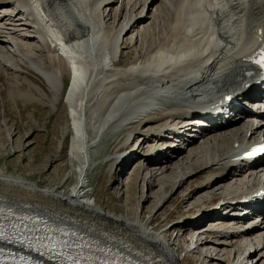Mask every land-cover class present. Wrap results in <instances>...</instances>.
Segmentation results:
<instances>
[{
  "label": "bare ground",
  "instance_id": "bare-ground-1",
  "mask_svg": "<svg viewBox=\"0 0 264 264\" xmlns=\"http://www.w3.org/2000/svg\"><path fill=\"white\" fill-rule=\"evenodd\" d=\"M116 1L0 0V72L5 68L9 70L11 96L19 97L22 102H31L32 97L39 100L32 92L18 88L17 77L24 70L46 81L52 94L49 99L45 91L50 100L46 104L52 111L60 106V98L65 93L64 101L70 110L73 129L67 162L77 170L76 185L70 195L63 196L44 190L28 179L6 175L0 169V205L15 206L0 207L44 212L59 220L56 214H64L63 220L79 221L80 227L109 233L112 237L108 239L119 237L156 255L162 262L180 264L181 259L171 249L173 243L166 239V233L152 230L148 222L111 216L88 201L90 191L85 189L88 174L96 165L94 152L112 133L128 132L123 136L125 144L139 135L151 142L158 136L164 137L165 133L171 134L170 140L179 142L177 147L160 151L158 145L150 146V153L144 157L147 165L155 163L156 170L148 171L147 184L156 187L174 184L175 187L178 181L185 182L194 166L206 172L221 171L218 175L212 174V181L219 177V183H224L231 172L236 171L235 175L243 179L240 183L223 186L225 199L221 203L226 206L215 211L238 205L233 203L241 197L231 199L230 196L251 191L258 177H264V169L260 173L255 170L246 174V164L234 160L236 154L233 152L238 147L233 145L237 143L242 147L257 135H264V126L256 128L252 123L255 115L237 106L221 104L210 110L211 115L205 120L197 111L216 107L224 93L244 100L245 92L246 98H251L253 90L258 88L255 83L261 80L259 76L248 79L252 85L241 89L237 75L243 71V60L264 36V0H122L121 15L126 9L125 21L107 26L109 19L118 17V10L110 8ZM149 1L157 7L153 8L154 21L145 26L144 21L151 18L149 9L144 14ZM141 8L142 12L137 14ZM139 28L136 39L127 41L125 36ZM137 45V49L132 48ZM60 48L76 67L75 73L60 55ZM123 49L134 50V60L126 67H121ZM66 78L67 87L64 85ZM219 109L225 111L219 114ZM158 113L162 117L153 118ZM233 116L236 117L231 118ZM165 119H173L172 127L166 128V123L149 127L146 130L149 134L144 133L146 125ZM217 121L222 125L216 127ZM206 122L207 129L196 128V124L205 125ZM239 127L241 129L231 131ZM229 133L233 136L228 137ZM136 157L137 152L117 155L111 167L137 162L140 158ZM193 157L194 163L189 162ZM176 158H180L177 164L173 162ZM143 167L139 166L142 170ZM176 167L178 175L171 178L167 170ZM257 207L263 209L262 205ZM218 215H214L218 218L212 223L223 221L227 225L192 241L189 251L201 252L208 261L219 262L223 248V261L229 264H264V221L243 231L238 226L242 220ZM222 237L227 242L218 241ZM209 245L212 247H207ZM237 245L244 247L241 255ZM226 246L235 249L237 261H231L233 251L229 253Z\"/></svg>",
  "mask_w": 264,
  "mask_h": 264
},
{
  "label": "rangeland",
  "instance_id": "rangeland-1",
  "mask_svg": "<svg viewBox=\"0 0 264 264\" xmlns=\"http://www.w3.org/2000/svg\"><path fill=\"white\" fill-rule=\"evenodd\" d=\"M121 2L122 0H117L110 6L112 11L118 10V17L109 19L107 26H116L125 21L126 9L124 7L125 11L121 15ZM151 3L152 1L148 2L144 12V14L148 13L149 9V15L151 16L149 20L144 21L145 26L152 24L154 21L152 18L153 8L157 6ZM140 12H142V8L136 13ZM136 33L139 35L140 28L127 34L125 36L126 40H135ZM127 44L126 42V46ZM35 45V43H32V46ZM132 48L137 49L138 45ZM128 52L129 50L127 49L122 50L125 55L123 54L121 57V67H126L134 60V50ZM8 71L5 68L0 72V169H3L6 175L28 179L44 190L68 196L77 183V170L75 166L71 167L67 162L69 139L73 129L70 120V110L64 101L65 93L60 98V106L52 111L46 104L50 102L49 99H52V94L46 81L34 72L24 70L17 77L18 88L32 92L39 100L36 97H34L36 99L32 97L34 100L31 98V102H22L19 97L11 96L12 89L9 88ZM68 75L70 76V70ZM66 81H68L67 78L64 84L67 87L68 83ZM30 87L34 89L31 90ZM45 91L49 93V99L45 96ZM15 98L17 99L14 100ZM161 117V114L153 115L155 119H160ZM173 119L161 120L157 124L149 123L143 129L144 133L149 134L146 132L149 127H158L166 123H168L166 128L172 127ZM239 129L241 127L231 131ZM124 134H109L96 147L97 149L94 152L96 165L88 174V184L85 189L90 191L88 201L94 203L104 213L111 216H127L126 218L140 221V223L148 222L147 224L152 230L166 233V239L168 241L171 240L173 243L171 249L181 259L180 264H229V262L223 261L225 259V256L222 255L223 248H221V253L219 254L222 260L213 262L205 259L201 252H190L188 247L192 241L194 242L212 231L207 229L203 230L204 232L201 231L204 227L216 229L225 225L223 221L212 223L213 220L218 218L217 216L214 217V215H218L222 207L226 206L225 203L219 202L225 199L222 196L224 193L223 186L232 183L236 184L243 178L237 176L238 174L235 175L236 171H232L230 177H227L224 183H219L220 178L217 177L212 181V176L218 175L221 171L206 172L203 171L204 169L194 166L190 170V172L192 171L191 175H187L185 182L181 184L178 181L175 187L174 184L166 185L165 187H156L154 184L148 185L145 181L148 171H156L154 169L155 163L147 165L148 162L144 159L147 153H150L149 147L158 145L157 150L168 151V147L173 150L179 142H172L170 140L172 135L165 133L164 137L158 136L156 140L151 142L145 140L144 136H135L129 144H125ZM230 136H233V134L229 133L228 137ZM168 143L171 145H167ZM228 143L231 145V141H228ZM141 144L142 146L139 149ZM130 152H137L136 158L140 159L137 162L123 163L118 165V167H114V169L111 167L115 156L127 155ZM179 159L176 158L173 162L177 164L180 161ZM194 161V157L189 160L192 163ZM187 165L190 166L192 164L188 163ZM139 166H144V169L142 170ZM178 170L179 168L176 167L173 170H167V173L170 174L168 175L171 178H175L178 175ZM235 178H238V180L236 181ZM215 182H218L217 185L211 188ZM217 189L218 191H215ZM237 197V195L234 196V198ZM230 198L234 199L233 195ZM217 205L222 207L215 213ZM0 206L15 207L7 204ZM16 208L19 209V207ZM208 210L215 214L210 213L208 216L203 217L202 215ZM62 216L66 215L62 214ZM194 216L197 217L193 219ZM51 217L53 219L57 218ZM201 219L204 220L201 221L202 223L199 222ZM67 220L70 221V219L64 218V221L68 222ZM207 221L208 223L205 224ZM193 224L195 225L193 226ZM183 226L188 227L183 228ZM105 229L114 231L111 228ZM192 231L196 232L195 235L191 234ZM222 238L218 239V241L227 242L224 238L222 240ZM220 245L222 247V244ZM237 246H239L236 248L237 252L241 255L244 252V247ZM207 247H212V245ZM227 249L229 253L233 251L231 261H237L238 254L235 253V249L233 247H227ZM182 255L183 257H181Z\"/></svg>",
  "mask_w": 264,
  "mask_h": 264
},
{
  "label": "snow or ice",
  "instance_id": "snow-or-ice-1",
  "mask_svg": "<svg viewBox=\"0 0 264 264\" xmlns=\"http://www.w3.org/2000/svg\"><path fill=\"white\" fill-rule=\"evenodd\" d=\"M262 151H264V149H262Z\"/></svg>",
  "mask_w": 264,
  "mask_h": 264
}]
</instances>
